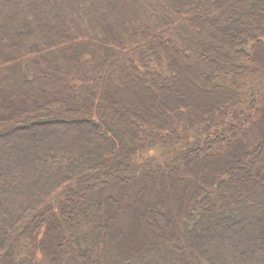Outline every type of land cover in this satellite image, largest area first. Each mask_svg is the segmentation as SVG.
Masks as SVG:
<instances>
[{"label": "trees", "instance_id": "16d2710c", "mask_svg": "<svg viewBox=\"0 0 264 264\" xmlns=\"http://www.w3.org/2000/svg\"><path fill=\"white\" fill-rule=\"evenodd\" d=\"M123 73L116 91L139 119L112 106ZM219 138L224 166L201 163L206 187L178 181L191 195L166 217L139 157ZM239 147L250 172L232 178ZM0 158V264H264V0H0Z\"/></svg>", "mask_w": 264, "mask_h": 264}, {"label": "rangeland", "instance_id": "374dc122", "mask_svg": "<svg viewBox=\"0 0 264 264\" xmlns=\"http://www.w3.org/2000/svg\"><path fill=\"white\" fill-rule=\"evenodd\" d=\"M209 13L210 12H207V14H209ZM205 15H206V11H205ZM169 50L170 49H168V51ZM192 59H197V58L194 56H191V58L190 57H182L180 59V66H179V70H178L179 73H180V71L183 72V65L192 64ZM125 61H127V60H125ZM129 69H130V64L129 63L125 64L124 70L126 72H128L127 73L128 76L129 75L131 76V72H129ZM200 71H202V70H200ZM201 73L203 74L204 72H201ZM51 74L52 73H49L48 75H51ZM144 75L146 77L145 79L147 80V83H151V76H149L147 73H145ZM196 79H197V81L204 84L203 78H201L199 75L196 76ZM123 81H124V73L120 76V79L115 78L114 80L111 81V85L108 86V88H110L109 92L113 93L115 95V98H114L115 101L112 102V106L115 109H117V108L120 109V111L123 112L121 114L125 117V119H133L135 117H137V119H139L140 117L138 115L132 113L131 112L132 108L128 107L126 102H124V100L122 99L123 96L119 92L116 91V88H121ZM248 81H250V80H248ZM130 82H131V85L133 87V90L135 91L136 88L139 87L140 82L139 81L136 82L134 80V78ZM136 83H137V85H136ZM173 84L176 85V88L174 89V93H177L180 97H183L184 93H182L183 92V89L181 87L182 83L177 81V84H179V86H180L179 88L177 87L176 81H174ZM98 86H99V84L97 83L96 87L98 88ZM77 89L78 88H74L73 91H76ZM35 90H37V89H35ZM38 90L49 91V92H51L50 94H52L54 91L51 83H49L46 87L39 86ZM140 90H141V88H140ZM66 91L68 93V89H66ZM77 99H79V98H77ZM119 99H122L123 101L122 100L120 101ZM180 103L182 104V106L188 107L187 108L189 110L188 113L194 112V111L199 112V113L202 112V109L199 105H197V107H193L191 105L192 103H189V104L186 102H180ZM192 107L194 109H192ZM232 107H234V106H233L230 99H226V100L222 101L221 103H219V105H218V108H222L225 111L228 109L232 110ZM164 108H165L167 113L168 112H171V113L174 112L173 108L169 104L165 105ZM211 111L215 112V110L212 109V110H207L204 114H209ZM124 113H125V115H124ZM232 114H233L232 111H231V113L230 112H223V115L228 116V117H230V115H232ZM124 117H121V120H122V121H120L121 124L125 122ZM153 119H154V117L152 116V120ZM141 123H143V122H141ZM162 128H164V126H161V129ZM255 140H256V138L254 140L246 139V141L248 143L246 150L251 149V147L254 145ZM224 142H225V140H222L221 138H219L218 141H216L210 145H208L206 143L203 146V148L201 150H199L198 153H196V150L192 149V145H191L190 151H192V152L189 151L190 154L187 152L188 151L187 150L186 152H181V156H179V154H178L179 148L178 147H176L175 151L172 148L168 149V148L164 147V148H157V149L151 151L149 153V155L145 154L144 156L139 157L138 160L143 165L142 169L144 171L153 172V174H154L151 176L152 178L147 179L145 182L149 181V185H152L153 188H156L157 190L162 189L164 186L167 189L168 196L166 198L167 200L164 201L165 203H164V208H163L165 210V211L163 210V212H165L166 217H168V215H169V216H172L175 220H177L181 216V212L177 213V209L180 207V210H182L181 205L184 202L187 203L188 201L186 202V200H188L189 196L191 195L190 192L187 193L188 187L186 188V190L183 189L181 187L182 182L178 183V181H180V180L194 181L193 179H194V177H196L197 180L201 179V181H198V182H200V186L206 187V185H208V183L205 182V180H203V177H204V179H206L205 174L207 173V170H206V167L200 168L201 163H202V165H205L206 163H208V161L210 159H216V157H218L217 158V166H220L221 164H222V166H224L226 156L231 154V148H233L229 142L224 144V145H221ZM233 145L236 148V143H234ZM240 150H241V148L239 147V150H238L239 156L235 157V159H238V162L235 163V164H237L236 167L230 168L231 172H232V178H237V177H241V176L242 177L248 176V173L250 172V165L251 164L249 162H248L249 164L245 163V161H246L245 159H247L246 153H245L246 151L242 152ZM21 151L24 152L26 150H24V148L22 147ZM194 153L196 155L195 159H194ZM235 153H237V151ZM258 154L261 155V152ZM247 157H249V156H247ZM16 159L20 160V157L16 158ZM254 159H255V157H254ZM3 160L4 159L0 158V164H2V165H4V163H5ZM181 160H183L182 163H181ZM176 163H181V164H176ZM166 164H168V166ZM190 164L194 165L195 167L187 169V166ZM184 165H186V166H184ZM173 167H176V171H177V177H176L177 180H174V181H172V177L163 176V175H168V173H167L168 169H169L170 173H173V171H172ZM189 167H191V166H189ZM160 170H161V172H160ZM254 170L256 172L258 171L256 168ZM156 171H157V173H156ZM260 174H262V176H263V171H261ZM164 179L166 182L162 183V181H164ZM252 179H253L252 180L253 182H257V181L264 182V177H259L258 175L252 176ZM122 181H124V180H122ZM139 182H140V186H142L143 185L142 179L139 180ZM232 182H234V180ZM174 183H176V184L174 185ZM189 186H190V184H189ZM147 187H149V186H147ZM175 187H177V188H175ZM137 188H139V184L132 187L130 192L131 193L134 192ZM128 190L129 189H127V191ZM196 192H198L197 189H195L194 193H192V196L189 199L191 203L192 202L197 203V199L203 195L202 192L200 194H197ZM174 198H184V201H181L182 203L180 202L178 204V202H176L175 205L178 206V208L175 207V205L173 206L174 203L172 200ZM183 209H184V206H183ZM156 221L160 224L159 217L156 218ZM161 221H162V218H161ZM164 221L166 222V220H164ZM164 221H163V226H164ZM168 223L171 224V222H168ZM160 235H161L160 236L161 238L165 237L163 232L160 233ZM162 240L164 243L159 247L161 254L163 252V255H165L167 257V260L172 259L171 256L173 255V253H174V257H176L177 256V252H176L177 248L174 246L175 245L174 241H173L174 239L171 238L168 241H166L164 239H162ZM168 248L170 250H168ZM180 248H183V247L181 246V247H179V249ZM209 260L212 261L211 259H209ZM144 262L147 263V261H144ZM212 263H213V261H212Z\"/></svg>", "mask_w": 264, "mask_h": 264}]
</instances>
